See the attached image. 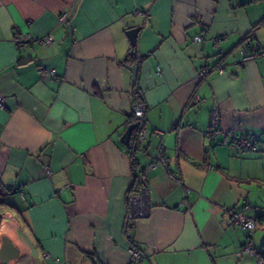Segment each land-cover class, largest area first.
I'll use <instances>...</instances> for the list:
<instances>
[{
  "label": "crops",
  "instance_id": "obj_1",
  "mask_svg": "<svg viewBox=\"0 0 264 264\" xmlns=\"http://www.w3.org/2000/svg\"><path fill=\"white\" fill-rule=\"evenodd\" d=\"M246 39L264 50V0H0V239L19 250L12 264H131L127 233L144 256L134 264H257L230 223L248 204L264 246V54L242 64ZM140 100L146 186L128 198L120 139ZM214 107L221 131L207 135ZM227 130L254 133L255 149L225 142ZM159 145L174 179L151 166Z\"/></svg>",
  "mask_w": 264,
  "mask_h": 264
},
{
  "label": "built area",
  "instance_id": "obj_2",
  "mask_svg": "<svg viewBox=\"0 0 264 264\" xmlns=\"http://www.w3.org/2000/svg\"><path fill=\"white\" fill-rule=\"evenodd\" d=\"M66 21V13H62L59 15V22ZM194 40L197 42H200L202 40L201 36H195ZM14 41L17 46H23L27 45L30 41H32V38L29 34H25L23 36L15 35ZM37 42H39L41 45H49L53 42L52 35H46L44 37H38L36 39ZM221 37L216 39V42H220ZM246 44H243L241 47H239L238 55L240 57V62L242 64H245L249 62L250 60H253L257 53L264 54V50L261 51L257 45L251 44L249 39L245 40ZM219 54L224 55L226 54V51L224 49L219 50ZM206 70L205 66L201 67V72L203 73ZM218 71L222 73L224 70L223 68H219ZM48 72L53 73L54 69H50ZM0 105H4V97L0 95ZM132 113L134 116L135 121L139 122V126L136 129V145L137 149L142 152L146 146V139H147V119L145 116V105L140 100L138 101L132 109ZM220 127H219V113L216 107H214L211 111L210 115V124L209 127L206 130L207 135H216L219 133ZM225 138L224 141H228L229 144L243 148L248 150H254L255 149V142H256V135L254 133L246 134V133H237L232 130L225 131ZM158 164H162L166 169L167 173L171 178H175V175L168 169L167 166V160L165 155V147L163 145H159L156 149V152L153 156L151 166H157ZM47 174L50 173L49 169H46ZM249 208L248 204L242 205L241 210L237 212H232L230 216V223L237 224L241 226L246 231V242L245 250L251 254H254V245L252 242V237L254 230L256 228L255 221L253 218L248 217L245 214V211ZM129 253L132 257L131 264H134L136 261H139L140 259L144 258L143 254L140 252V250L129 246ZM257 264H264V261L262 259L257 258Z\"/></svg>",
  "mask_w": 264,
  "mask_h": 264
},
{
  "label": "water",
  "instance_id": "obj_3",
  "mask_svg": "<svg viewBox=\"0 0 264 264\" xmlns=\"http://www.w3.org/2000/svg\"><path fill=\"white\" fill-rule=\"evenodd\" d=\"M140 30V26H135L132 28H129L125 31L129 42L131 49L128 52V55H132L135 58L137 57V49H136V42H137V34ZM126 67L131 71L132 77H131V85L134 86L137 79V71L139 68V62L135 60L133 64H126ZM139 126L138 121H134L133 123H130L127 125L126 129L121 135V142L127 146V148H131L130 138L134 130ZM140 152L139 150H137ZM19 255L18 248L12 243L10 238L3 235L0 239V261L2 264H12V261L15 260Z\"/></svg>",
  "mask_w": 264,
  "mask_h": 264
},
{
  "label": "trees",
  "instance_id": "obj_4",
  "mask_svg": "<svg viewBox=\"0 0 264 264\" xmlns=\"http://www.w3.org/2000/svg\"><path fill=\"white\" fill-rule=\"evenodd\" d=\"M132 97H133V101L137 97H141V93H140V90L138 88L137 79H136L135 85L132 88ZM128 119H129L128 120L129 124L133 123V120H135L134 116H133V113H131V115L129 116ZM134 137H135L134 138V142L132 143V146H131V158H130L131 159V171H132V183H131L129 189L127 190V197L128 198L131 197V196L139 195L141 193V191L146 186V177H145L144 171H143V169H141L139 167L138 160H137V158L135 156L138 149H137L136 140H135L136 136H134ZM3 203H5L4 196L0 192V205H2ZM126 238H127V241L129 243V245L131 247L136 248V245L133 242L132 234H128L127 233V237ZM254 253L258 256V258H260V259H262V261H264V246H262V248L259 249L258 251H255V248H254Z\"/></svg>",
  "mask_w": 264,
  "mask_h": 264
},
{
  "label": "rangeland",
  "instance_id": "obj_5",
  "mask_svg": "<svg viewBox=\"0 0 264 264\" xmlns=\"http://www.w3.org/2000/svg\"><path fill=\"white\" fill-rule=\"evenodd\" d=\"M259 240H261V237L259 238ZM261 246H262V245H259V246L256 245L255 248L259 250V249L261 248Z\"/></svg>",
  "mask_w": 264,
  "mask_h": 264
}]
</instances>
